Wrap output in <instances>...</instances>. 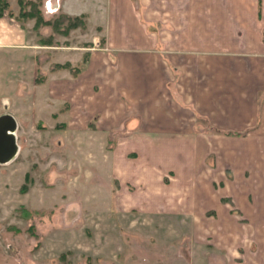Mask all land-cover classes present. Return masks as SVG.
<instances>
[{
	"label": "rangeland",
	"instance_id": "rangeland-1",
	"mask_svg": "<svg viewBox=\"0 0 264 264\" xmlns=\"http://www.w3.org/2000/svg\"><path fill=\"white\" fill-rule=\"evenodd\" d=\"M91 1L93 19L70 15L82 19L70 26L64 9ZM107 1L0 0V116L15 122L17 145L0 164V264H250L248 216L218 219L206 205L248 200L227 166L212 173L216 156L204 161L217 147L228 159L230 130L217 132L169 88L161 119L171 126L138 119L117 58L139 52L105 50ZM91 50L93 83L88 72L79 80Z\"/></svg>",
	"mask_w": 264,
	"mask_h": 264
},
{
	"label": "crops",
	"instance_id": "crops-1",
	"mask_svg": "<svg viewBox=\"0 0 264 264\" xmlns=\"http://www.w3.org/2000/svg\"><path fill=\"white\" fill-rule=\"evenodd\" d=\"M139 3L140 9L133 0H108L103 19L106 51L139 52L117 58L121 84L128 90L125 101L138 104V119L145 125L171 126L168 116L161 119L170 110L169 88L175 95H184L189 109L217 127V132L227 128L241 134L239 131L250 129L244 137L227 136L236 148L228 153V159L222 157L225 150L219 147L210 149L204 158L207 162L210 154L216 156L212 173L227 166L229 176H233L232 189L248 191V200L242 195L240 198L232 195L233 199L227 201L223 200L225 196L211 200L209 189L205 190V197L210 198L206 205L215 211L210 216L229 217L228 220L248 216L253 259L250 264H264V0H139ZM76 6L74 10L65 8V14L87 13L93 19V1L89 10L80 11V2ZM150 24L161 27L150 33ZM161 45L177 53L162 56V51L157 50ZM84 69L79 80L88 72L93 83V50ZM79 95L82 98L83 94ZM121 96L125 98L124 92ZM151 109L159 111V120L151 122ZM200 136L191 135L189 141ZM221 182V187L229 186L225 180ZM231 205L236 207L231 210ZM235 239L241 243L243 235Z\"/></svg>",
	"mask_w": 264,
	"mask_h": 264
},
{
	"label": "water",
	"instance_id": "water-1",
	"mask_svg": "<svg viewBox=\"0 0 264 264\" xmlns=\"http://www.w3.org/2000/svg\"><path fill=\"white\" fill-rule=\"evenodd\" d=\"M15 129V122L10 116H0V164L11 161L17 153Z\"/></svg>",
	"mask_w": 264,
	"mask_h": 264
},
{
	"label": "trees",
	"instance_id": "trees-1",
	"mask_svg": "<svg viewBox=\"0 0 264 264\" xmlns=\"http://www.w3.org/2000/svg\"><path fill=\"white\" fill-rule=\"evenodd\" d=\"M5 6H6V4H5ZM4 11H5L4 7L2 6V4H0V17L4 14ZM66 16H67V20H70V19L73 20V22H72L73 24H71L70 26H76V24H75L76 21H82V19H80L79 17H70L68 15H66ZM40 20L41 19H39V21ZM45 23L48 24V22H45ZM225 133H226V135H240V134H235L233 132H225Z\"/></svg>",
	"mask_w": 264,
	"mask_h": 264
}]
</instances>
